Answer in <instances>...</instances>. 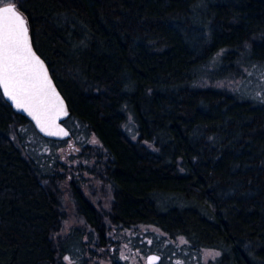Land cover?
Returning a JSON list of instances; mask_svg holds the SVG:
<instances>
[{
    "label": "trees",
    "instance_id": "trees-1",
    "mask_svg": "<svg viewBox=\"0 0 264 264\" xmlns=\"http://www.w3.org/2000/svg\"><path fill=\"white\" fill-rule=\"evenodd\" d=\"M15 3L67 102L71 137L82 124L106 154L113 222L218 248L215 264H264V101L196 85L219 50L220 77L237 71L246 46L247 58L264 60V0ZM33 141L65 140L41 136L0 92V264L55 256L59 210L38 172L58 153H38ZM74 191L96 226L97 212Z\"/></svg>",
    "mask_w": 264,
    "mask_h": 264
},
{
    "label": "rangeland",
    "instance_id": "rangeland-1",
    "mask_svg": "<svg viewBox=\"0 0 264 264\" xmlns=\"http://www.w3.org/2000/svg\"><path fill=\"white\" fill-rule=\"evenodd\" d=\"M5 1L9 0H0V3ZM246 47L239 57L237 71L222 77L216 74L222 54V50L217 51L203 67L196 85L225 88L248 99L264 101V60L247 58ZM126 128L136 133L131 120L127 121ZM72 132V137L59 147L50 143L39 147L38 143L30 142L39 149L38 153L49 150L58 153V164L50 160L47 171L44 168L38 172L41 184L53 192L59 210L58 222L50 234L55 256L49 264H111L113 260L146 264V256L152 252L161 255L159 264L216 263L221 255L218 248L194 246L182 234H170L148 223L115 224L110 216L113 189L103 169L106 154L98 138L84 125L76 124ZM9 135L17 140L15 132L10 131ZM75 189L97 212L96 226L79 210Z\"/></svg>",
    "mask_w": 264,
    "mask_h": 264
},
{
    "label": "snow or ice",
    "instance_id": "snow-or-ice-1",
    "mask_svg": "<svg viewBox=\"0 0 264 264\" xmlns=\"http://www.w3.org/2000/svg\"><path fill=\"white\" fill-rule=\"evenodd\" d=\"M0 88L16 108L28 112L42 130L58 127L56 119L65 112L63 101L44 62L32 49L26 19L11 0L0 6ZM49 134L57 133L50 131ZM157 259L150 257L149 264Z\"/></svg>",
    "mask_w": 264,
    "mask_h": 264
},
{
    "label": "water",
    "instance_id": "water-1",
    "mask_svg": "<svg viewBox=\"0 0 264 264\" xmlns=\"http://www.w3.org/2000/svg\"><path fill=\"white\" fill-rule=\"evenodd\" d=\"M15 3V2H14ZM16 5V8H17V11L20 12V14L26 19L27 21V25H28V19L27 17L25 16L24 12L21 10V8L15 3ZM0 6H3V4H0ZM28 30H29V25H28ZM29 39H30V43H31V46H32V49L33 51L36 53L37 56H39V58L44 62V66L45 68L48 70V76L50 77L51 81H52V84L53 86L55 87V90L56 92L59 94L60 98L62 99L63 101V105H64V109H65V112L64 113H61L58 118L56 119V125L58 127H53V128H48L46 130H42L41 129V126L37 123V121L35 119H33V117L31 115L28 114V112L22 110V109H17L16 106L14 105V103L8 99L7 96H5L3 94V90L2 88H0V92L3 96V98L5 99V101L12 107V109L18 113V114H21L23 115L26 119H28L32 125L34 126L35 130L37 131V133H39L41 136L45 137V138H49V139H54V140H66V139H69L71 137V130L70 128L65 124V120L69 117L70 115V111H69V108H68V105H67V102L64 98V96L62 95V93L60 92V90L58 89L55 81H54V78L47 66V63L45 62V60L43 59V57L35 50L34 46H33V43H32V39H31V35H30V30H29ZM66 113V114H65ZM63 130V131H60V130ZM50 131H55L57 134L56 135H50L49 132ZM64 133H67V135H64ZM150 257H158L157 260L153 261L152 264H158L160 259H161V255L158 254V253H155V252H152V253H149L147 256H146V264H149V258Z\"/></svg>",
    "mask_w": 264,
    "mask_h": 264
},
{
    "label": "flooded vegetation",
    "instance_id": "flooded-vegetation-1",
    "mask_svg": "<svg viewBox=\"0 0 264 264\" xmlns=\"http://www.w3.org/2000/svg\"><path fill=\"white\" fill-rule=\"evenodd\" d=\"M7 2H9V1H7ZM11 2H14V1H11ZM114 261H115V260H113L111 264H113ZM160 261H161V259H160ZM160 261H159V263H160ZM159 263H158V264H159Z\"/></svg>",
    "mask_w": 264,
    "mask_h": 264
}]
</instances>
